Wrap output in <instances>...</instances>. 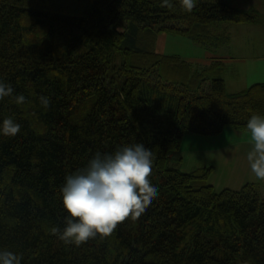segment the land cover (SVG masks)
Segmentation results:
<instances>
[{
  "label": "trees",
  "instance_id": "obj_1",
  "mask_svg": "<svg viewBox=\"0 0 264 264\" xmlns=\"http://www.w3.org/2000/svg\"><path fill=\"white\" fill-rule=\"evenodd\" d=\"M240 23L264 17L228 0H197L191 11L181 0H0V78L26 97L0 100V119L21 124L0 135V247L22 253V264H264L260 184L216 190L214 164L183 170L172 153L186 133L249 131V116L264 113V81L229 92L223 58L155 50L164 33L215 51ZM138 141L155 146L159 195L111 234L62 241L52 228L68 214L66 174Z\"/></svg>",
  "mask_w": 264,
  "mask_h": 264
},
{
  "label": "clouds",
  "instance_id": "obj_2",
  "mask_svg": "<svg viewBox=\"0 0 264 264\" xmlns=\"http://www.w3.org/2000/svg\"><path fill=\"white\" fill-rule=\"evenodd\" d=\"M169 5L170 0H162ZM197 0H181L191 11ZM10 97L23 104L26 97L0 78V100ZM44 106L50 98L40 97ZM251 148L247 152L252 173L264 180V113L253 112L247 119ZM21 124L12 115L0 119V135L14 136ZM157 153L155 146L145 141L123 143L113 151H96L86 164L66 174L61 185V199L67 215L63 228L52 231L67 244L80 245L97 235L111 234L130 215L140 217L153 199L159 186L153 179ZM23 254L0 247V264H22Z\"/></svg>",
  "mask_w": 264,
  "mask_h": 264
},
{
  "label": "rangeland",
  "instance_id": "obj_3",
  "mask_svg": "<svg viewBox=\"0 0 264 264\" xmlns=\"http://www.w3.org/2000/svg\"><path fill=\"white\" fill-rule=\"evenodd\" d=\"M228 2L239 8L255 7L264 17V0H228ZM230 33V42L217 48L215 53L223 56L226 63L221 75L225 80L227 91L236 92L255 82L264 81V24H232ZM165 36L167 38L165 54H177L185 59L205 58L206 50L193 39L184 35ZM231 132H234V128L227 126L220 134L213 136L186 133L182 138L180 151L172 153L176 156L182 155L187 162L183 165V170H191V160L195 162H198V159L213 160L215 169L209 177V182L216 190L225 187L238 189L243 183L252 180L260 184V191L264 196V180L252 173L247 160V152L251 148L250 131H240L241 134L235 136H231ZM226 143H232L229 150L215 151Z\"/></svg>",
  "mask_w": 264,
  "mask_h": 264
},
{
  "label": "crops",
  "instance_id": "obj_4",
  "mask_svg": "<svg viewBox=\"0 0 264 264\" xmlns=\"http://www.w3.org/2000/svg\"><path fill=\"white\" fill-rule=\"evenodd\" d=\"M167 34H160V36L157 35L156 37V41H155V50L159 53H164L165 52V47H166V43H167V38L166 36ZM205 50V49H204ZM212 57H223L217 53H215V51H209L206 50V56L204 59H200V58H196V57H191L190 59L187 58L190 61H194L196 63H201V64H209V62L212 60ZM231 136L233 135V132H231ZM231 146V143H226L218 148L215 149L216 152H220L222 150H229V147ZM193 157V156H191ZM207 164H214L215 162L213 160H211L210 158L208 159H198V162L192 161L191 160V165H195V167L197 166H205Z\"/></svg>",
  "mask_w": 264,
  "mask_h": 264
}]
</instances>
